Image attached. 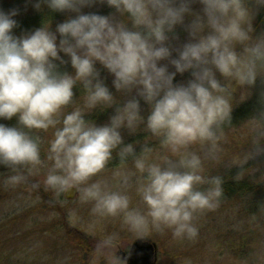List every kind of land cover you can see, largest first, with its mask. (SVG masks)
<instances>
[{
	"label": "clouds",
	"instance_id": "9594fccd",
	"mask_svg": "<svg viewBox=\"0 0 264 264\" xmlns=\"http://www.w3.org/2000/svg\"><path fill=\"white\" fill-rule=\"evenodd\" d=\"M88 2L47 0L53 10H78ZM108 3L127 13L133 27L104 15L79 14L57 26L62 37L59 44L45 24L29 34L14 35L15 13L0 11V117L10 119L19 113L20 124L0 123V163L12 168L40 163V146L33 130L54 128L50 144L54 163L46 183L68 191L104 169L117 150L122 160L132 156L142 174L138 191L148 205L147 214L130 207L127 193L109 189L99 181L85 189L86 196L96 200L97 209L109 214L122 212L131 229L141 235L151 224L156 229L170 228L176 237H195L196 214L217 207L224 190L222 176L203 175L201 155L189 148L200 143L214 155L223 126L230 124L232 109L228 85L216 78V71L241 85L254 84L258 75H264V37L253 39L250 35L251 13L246 0H201L206 19L197 17L190 26L195 39L171 60L176 72L193 69L194 78L186 84H174L176 72H169L167 65H158V61L170 56L164 44L166 33L183 21L189 0H181L179 6H174L173 0ZM205 28L209 29L206 34ZM237 43L244 45L242 52L236 51ZM60 51L70 56L74 75L58 70L55 60L63 62ZM96 61L114 75L117 90L136 88L150 105L146 118L136 98L118 107L110 122L103 125L86 120L87 111L81 108L64 113L78 82L87 90L89 110L100 102H115L108 87L97 79ZM145 120L153 134L176 146L175 158L152 160L147 156V146L140 155L132 143L123 144L120 129L134 131ZM249 120L250 136L259 145L264 139V112ZM250 155L240 156L239 163ZM9 179L18 183L23 177L17 174ZM109 264L125 261L114 250Z\"/></svg>",
	"mask_w": 264,
	"mask_h": 264
},
{
	"label": "rangeland",
	"instance_id": "374dc122",
	"mask_svg": "<svg viewBox=\"0 0 264 264\" xmlns=\"http://www.w3.org/2000/svg\"><path fill=\"white\" fill-rule=\"evenodd\" d=\"M173 3L174 6H179L181 0H173ZM246 4L253 14L254 7L264 3L248 0ZM188 7L189 11L184 14L183 21L166 33L167 39L164 44L170 49L171 54L158 61V65H167L169 72H176L171 60L178 58L183 46L195 39L191 35L192 23L198 16L206 19L201 0H189ZM0 11L15 13L13 19L17 21V25L12 29L14 35L29 34L45 24L48 25L49 31L56 34L57 44L62 39L57 26L79 14L104 15L114 22L123 21L129 28L133 27L128 14L119 12L108 3V0H89L88 3L79 6L78 10H53L47 0H0ZM249 22L250 35L257 39L259 33L254 31L256 23L252 15ZM207 31L209 29L205 28L204 33ZM235 48L239 53L243 51L244 45L237 43ZM59 55L63 58V62L60 61L67 66V72L74 75L75 69L70 56L63 51H60ZM58 62L59 59L55 60L60 71L61 66ZM95 68L99 73L97 79L108 87L115 102L112 105L100 102L96 108L89 110L87 90L78 82L76 86L79 89L73 95V101L64 108V113L81 108L87 111L84 115L89 116L99 110L101 114L96 115L91 121L103 125L110 122L118 107L128 99L136 98L140 103L141 115L147 117L150 105L138 95L136 88L131 91L117 90L113 84L114 75L99 61L95 62ZM193 71L188 69L182 73L176 72L173 83L186 84L194 78ZM216 78L222 84L228 85L232 109L250 95L249 85L228 80L218 70ZM96 118L101 120L96 121ZM234 120L231 118L230 124L226 123L223 126L222 136L214 155H209L207 145L200 143L192 144L189 150L201 155L203 175L208 177L230 175L234 179H247L264 190V139L259 141V145L254 144L250 136L252 121L244 120L236 124ZM54 131L51 127L47 130H33V136L40 146V163L30 165L20 172L0 173V264H109V258L114 250L115 255L118 251H126L131 242L140 237L148 238L156 244V264H264V230L257 224L260 217L245 215L238 199H222L217 207L198 212L193 221L198 228L195 237H176L170 228L156 229L151 224L149 230L141 235L131 229L122 212L109 214L98 210L96 200L85 194L87 186L97 181L109 189L127 193L130 197V207L145 214L148 211V205L138 191L143 178L135 168L134 158L129 156L122 160L117 150H113V158L104 169L76 186L79 194L73 200H66L63 197V189L46 183V177L54 163L50 158V144L54 139ZM120 132L123 144H126L125 139L128 137L132 140L129 143L139 149L138 154L143 155V149L147 146L150 149L147 153L149 159L159 160L163 156L175 158L178 155L176 146L165 144L161 136L153 134L147 127L146 120L139 122L134 131L122 127ZM179 151L182 152L183 149ZM246 153L251 155L244 163H239L240 156ZM17 174L22 175L23 179L14 183L9 178ZM12 217H19L18 221L25 220V227L31 228L29 231H33L35 225L57 230L52 249L43 253L32 251L31 254L28 253L30 254L28 258H24L25 255L19 257L18 254L21 252L14 253L18 245L5 243L13 238L12 231L25 230L22 227L19 229L14 227L15 221L11 220ZM2 254L8 255L9 259Z\"/></svg>",
	"mask_w": 264,
	"mask_h": 264
},
{
	"label": "trees",
	"instance_id": "16d2710c",
	"mask_svg": "<svg viewBox=\"0 0 264 264\" xmlns=\"http://www.w3.org/2000/svg\"><path fill=\"white\" fill-rule=\"evenodd\" d=\"M248 3V0H246ZM40 15V14H39ZM37 15V16H39ZM252 18L255 20V29L259 34L256 36L259 38L261 35L264 37V4H260L254 7L253 14L251 13ZM42 16V15H41ZM254 26V24H253ZM257 34V33H256ZM58 65L61 66V72H67V66L59 60ZM250 88V95L244 100L240 101L232 110L231 118L235 119L234 123H240L244 120H249L253 117L259 116L264 112V75H258L254 84L248 86ZM79 88L76 85L73 86L74 94ZM105 113V112H102ZM101 114V111L98 110L96 114L85 116L86 120H94L95 116ZM101 120L100 118H96ZM251 121V120H249ZM95 122V121H94ZM132 141L126 137V144ZM135 151L138 152L139 149L135 148ZM131 157V156H130ZM129 158V157H128ZM133 158V157H132ZM20 172V170L6 172L3 174ZM223 178V195L220 197L222 199H238L240 200L239 205H242V211L247 216L260 217V220L257 222L259 228L264 230V190L260 189L257 185L253 184L247 179H234L230 175ZM23 215H26L23 213ZM22 217V216H21ZM17 220H15V219ZM19 217H12L14 222V227L24 228L17 231H12L13 238L9 239L8 242L11 245L17 244L18 248L14 250V253H19L20 256L28 258L32 251L45 252L46 250H51L52 246L55 244V236L58 232L55 229L48 230L40 227L39 225L33 226V231H29L31 228L25 227V220L18 221ZM24 222V223H23ZM31 226V225H30ZM50 231V232H49ZM243 243V242H242ZM9 246V245H5ZM21 250V251H20ZM24 251V252H22ZM30 253V254H28ZM3 255V254H2ZM4 256V255H3ZM4 257L8 258V255ZM2 258V257H1ZM23 258V260H24ZM9 259V258H8Z\"/></svg>",
	"mask_w": 264,
	"mask_h": 264
},
{
	"label": "water",
	"instance_id": "95a60500",
	"mask_svg": "<svg viewBox=\"0 0 264 264\" xmlns=\"http://www.w3.org/2000/svg\"><path fill=\"white\" fill-rule=\"evenodd\" d=\"M0 123L7 126L19 127V113L13 115L10 119L0 117ZM30 166V165H29ZM25 165H16L20 168H12V165L0 163V173L11 170H24L27 167ZM79 191L77 187H73L68 191L63 192V196L67 200L74 199L78 195ZM117 255L121 260L125 261V264H156L157 261V248L156 244L148 238H137L129 246L128 252L118 251Z\"/></svg>",
	"mask_w": 264,
	"mask_h": 264
},
{
	"label": "flooded vegetation",
	"instance_id": "af4514ba",
	"mask_svg": "<svg viewBox=\"0 0 264 264\" xmlns=\"http://www.w3.org/2000/svg\"><path fill=\"white\" fill-rule=\"evenodd\" d=\"M128 250V249H127ZM127 252V251H126Z\"/></svg>",
	"mask_w": 264,
	"mask_h": 264
}]
</instances>
